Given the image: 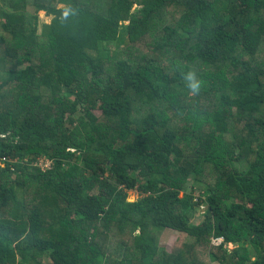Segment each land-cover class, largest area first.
Segmentation results:
<instances>
[{"label": "trees", "instance_id": "1", "mask_svg": "<svg viewBox=\"0 0 264 264\" xmlns=\"http://www.w3.org/2000/svg\"><path fill=\"white\" fill-rule=\"evenodd\" d=\"M46 259L264 264V0H2L0 264Z\"/></svg>", "mask_w": 264, "mask_h": 264}, {"label": "rangeland", "instance_id": "2", "mask_svg": "<svg viewBox=\"0 0 264 264\" xmlns=\"http://www.w3.org/2000/svg\"><path fill=\"white\" fill-rule=\"evenodd\" d=\"M0 3H2V0H0ZM64 6H58V8H63ZM55 15H48L46 12L40 13L41 18V27L40 32L42 33L44 31V26L46 24L50 25L54 19ZM96 115H100L101 111L97 110ZM193 181L190 182L188 185V190L192 188ZM195 190V196H199L200 193H202V189L200 187H197ZM140 197V195L137 193V191H129V200L135 201ZM206 208L198 210L197 215L195 217V220L193 221L194 224H201L203 222V211H205ZM157 237V243L160 247H163L167 249L168 251L171 250L177 239L179 238V234L176 231L170 230V229H163L156 232ZM233 248V246H231ZM45 264H48V260L46 259Z\"/></svg>", "mask_w": 264, "mask_h": 264}, {"label": "built area", "instance_id": "3", "mask_svg": "<svg viewBox=\"0 0 264 264\" xmlns=\"http://www.w3.org/2000/svg\"><path fill=\"white\" fill-rule=\"evenodd\" d=\"M36 166H39L42 170H48L51 169L53 166V162L49 160L48 158H40L38 162H35ZM222 242L221 239L216 240V244H220Z\"/></svg>", "mask_w": 264, "mask_h": 264}, {"label": "clouds", "instance_id": "4", "mask_svg": "<svg viewBox=\"0 0 264 264\" xmlns=\"http://www.w3.org/2000/svg\"><path fill=\"white\" fill-rule=\"evenodd\" d=\"M65 16H67V12H65ZM186 79L189 81V87L193 90V91H198L199 87H200V82L198 80H196L195 78V72H189L186 75Z\"/></svg>", "mask_w": 264, "mask_h": 264}]
</instances>
